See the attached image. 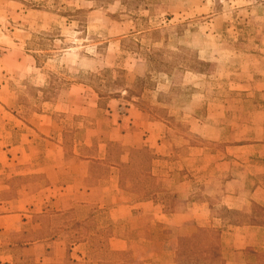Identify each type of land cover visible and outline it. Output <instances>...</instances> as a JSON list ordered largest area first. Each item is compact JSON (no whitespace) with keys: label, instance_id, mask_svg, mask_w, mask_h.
Listing matches in <instances>:
<instances>
[{"label":"rangeland","instance_id":"obj_1","mask_svg":"<svg viewBox=\"0 0 264 264\" xmlns=\"http://www.w3.org/2000/svg\"><path fill=\"white\" fill-rule=\"evenodd\" d=\"M192 94L202 97L193 101ZM110 104L119 113L133 106L145 119L166 124L172 135H187L191 145L212 152L225 144L261 139L262 145L249 151L254 155L249 164H260L264 157V0H0V134L11 133L6 141L19 146L23 158L42 147L44 140L54 144L63 140L53 155L67 161L71 143L90 135H94L92 146H82L80 151L84 156L100 155L97 144L112 133L106 126L111 117L105 112ZM207 107L215 110L208 120L213 127H207L202 136L188 133L186 116L203 119L208 116ZM38 113L56 123L48 136L31 126L40 123ZM109 142L114 143L111 157L107 159L105 153L106 159L89 167L99 186L113 183L104 180L112 171L117 147H124ZM185 148L173 149L171 158L179 159ZM12 153L20 155L17 149ZM14 154L7 152L2 158ZM2 158L0 216L12 213L17 204L36 203L42 196L37 188L45 185L44 176L28 173L37 166H13ZM164 169L159 165L155 176L151 172L158 187L153 201L170 212L182 201L163 188ZM114 171L118 174L115 167L111 175ZM126 171L130 175L124 172L119 188L128 202L147 200L128 191L136 185L130 184L132 174H139ZM259 180L263 183L264 177ZM195 183L200 198L202 184ZM114 198L105 194L101 198L99 191L89 198L49 202L38 213H32L31 206L23 211L30 216L20 232L0 233V256L14 253L20 255L19 264H33L19 254L22 244L42 238L50 242L60 236L67 247L76 239H87L98 264H128L135 253L136 257L145 254L151 240L176 235L168 223L154 216L160 215L154 210L127 207L120 218H112L108 209L112 201L126 204L127 200L124 194ZM209 199L210 216L244 220L238 211L240 215L226 213L219 196ZM254 210L262 214L261 207ZM206 227L219 228L222 236L223 227L215 222ZM112 234L128 240L126 250L112 253L108 243Z\"/></svg>","mask_w":264,"mask_h":264},{"label":"crops","instance_id":"obj_2","mask_svg":"<svg viewBox=\"0 0 264 264\" xmlns=\"http://www.w3.org/2000/svg\"><path fill=\"white\" fill-rule=\"evenodd\" d=\"M201 97L202 95L192 94L193 101L200 100ZM108 106L109 109L105 112L111 119L106 126L112 129V133H109L104 141L97 144L100 155L96 157L84 156L80 151L82 146L85 148L92 146L94 135H90L82 142H72L70 148L72 153L68 160L59 161V154L54 156L53 149H59L58 144L64 145L63 140L57 141L56 144L44 140L42 147H39L37 151L31 150L30 156L23 158L21 154L24 151H21L19 146H13L12 141H6L11 138V133H5L3 136L0 134L1 158L3 155L6 157L7 152L14 154L13 150L17 149L20 155L14 154V156L6 158L11 165L27 163L32 167L37 166L36 170L28 173L39 174L45 178V185L37 188L38 195L42 194L41 197L39 196L40 200L28 204V206L17 204L12 213L0 216V233L20 232L22 225L28 223L26 218L30 216L24 214L23 211H27L31 206V212L38 213L42 212L43 207H46L49 202L59 204V200L63 197L68 200L74 196L89 198L91 195H98L100 191L101 198L104 194L113 198L124 194L127 198L126 204L112 201L113 206L108 208L113 214L112 218H120L121 216L118 215L127 207L154 210L160 214H154L156 218H161L169 224V227L176 230V235L173 238L164 236L157 241L151 240L145 254L142 257H136L135 253L134 259L128 264H175L173 258L177 237L188 235L193 227H206L212 222L223 227L221 236L223 264H264V182L259 180L264 177V157H260L262 159L260 164L256 162L249 164L250 157L254 156L249 151H254V148L262 145L263 141L256 139L251 143L225 144L219 147V151L212 152L206 147L191 145L187 135H172L171 129L166 124L145 119L142 113L134 109L133 106L125 108L124 113H119V108L115 105ZM214 111L213 107H207L208 116L201 118L202 120L196 119L191 114L187 115L188 133L202 136V132L207 127L211 128V125L213 127L214 122L208 120L211 118L209 115ZM74 114L84 115L77 112ZM36 117L40 123H33L31 126L40 135L48 136L52 130H55L56 123L50 119L51 116L38 113ZM204 138L209 137L204 136ZM109 141H117L126 148L145 146L153 149L155 158L152 161V174L156 175L157 166L164 167V171L161 170L163 174L160 178L163 188L171 191L182 202H176L174 209L170 212H166L164 205L154 202L153 199L131 202L130 204L126 192L119 188L117 172L114 171L115 174L111 175L115 170L113 166L110 169L112 171H109L106 180H104V183L107 181L113 183L110 186H99L91 176L89 167L94 160H104L105 147ZM32 143L34 141H31ZM178 147L186 148L185 154L176 160L171 158V155L173 149ZM3 148L6 151H3ZM3 160L2 162L6 163L7 160ZM14 161L16 162L13 163ZM121 161L125 162L126 157L121 158ZM176 164L178 171L174 169ZM60 175L61 178L64 175L65 177L60 179ZM252 177L256 178V181H252ZM198 180L202 184V188L198 189L202 194L200 198L196 197L195 182ZM212 196H219L222 206L244 214L247 221L227 224L223 223L220 218L210 216L209 198ZM78 202L83 204L88 200H79ZM101 206L103 205L98 207ZM256 206L262 208V214L254 210ZM49 240L50 242H48V238L32 239L30 242L23 243L19 254L28 256L33 264H62L64 262L68 264H98L88 248L87 240L82 239L70 243L69 247L65 245V239H61L60 236L57 239ZM108 243L112 253L126 250L129 246L128 240L115 234L108 237ZM170 243L173 244L172 249L169 248ZM248 249H252L255 254L248 253ZM20 261V255L14 253L5 257L0 256V264H19Z\"/></svg>","mask_w":264,"mask_h":264},{"label":"trees","instance_id":"obj_3","mask_svg":"<svg viewBox=\"0 0 264 264\" xmlns=\"http://www.w3.org/2000/svg\"><path fill=\"white\" fill-rule=\"evenodd\" d=\"M112 146L114 143L109 142L106 145V158L109 159L112 153ZM119 151L117 155H113L114 158L113 166L118 169V184L122 187L123 178L126 177L124 172L129 176L130 173L126 170H135L139 175L132 174L133 178L130 179V184L134 186L135 189H128L129 192L133 193L134 191L141 195L139 199H154L153 196L157 193L158 187L153 182V175L151 174V164L155 158L154 152L147 147H117ZM126 154L127 158L125 162L121 161L123 154ZM115 154V153H113ZM105 158V159H106ZM93 164H100L98 161H93ZM101 170V169H100ZM92 171V166L90 172ZM94 173V172H93ZM97 175L96 173H94ZM140 176V177H139ZM142 178V179H141ZM258 207V206H256ZM226 213H235L240 215L236 211H231L224 209ZM243 215L244 220H235V219H225L224 217H219L222 222L227 224H236L243 223L247 221L245 215ZM220 237L221 230L219 228H207L200 227L193 231L189 236L180 237L178 239L177 248L174 255L175 264H223L220 253ZM80 239H76L79 241ZM84 240V239H83ZM87 240V239H85ZM250 254H255L252 249L247 250ZM65 264V263H62ZM120 264V263H116Z\"/></svg>","mask_w":264,"mask_h":264}]
</instances>
